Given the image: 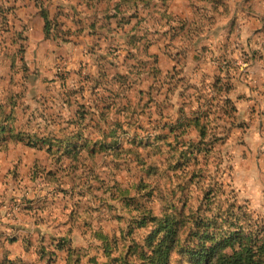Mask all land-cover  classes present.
Returning a JSON list of instances; mask_svg holds the SVG:
<instances>
[{"label":"rangeland","instance_id":"obj_1","mask_svg":"<svg viewBox=\"0 0 264 264\" xmlns=\"http://www.w3.org/2000/svg\"><path fill=\"white\" fill-rule=\"evenodd\" d=\"M7 1L14 13L8 28L0 25V102L17 101L13 127L20 124L27 139L0 144L3 257L22 254L20 243L9 246L5 237L18 234L27 254L20 259L27 264H117L130 244L156 228L163 204L184 201L189 209L202 201L209 214L227 216L223 227L234 217L246 226L264 223V68L252 73V37L239 36L229 4L226 11L212 0H194L191 9L185 7L189 0H151L150 8L145 0H45L54 19L53 36L46 37L45 22L35 23L32 7L31 16L23 17L29 8ZM164 2L182 18L204 24L202 33L173 43L164 34L167 25L160 28ZM259 7L264 9V0ZM132 35L143 51L128 49L125 40ZM16 46L25 48L18 65L12 64ZM185 49L186 70L171 55ZM130 53L137 57L127 58ZM219 67L230 72L228 92L212 87L223 77ZM97 68H106L108 77ZM118 73L129 83L124 76L114 79ZM188 82L197 89L187 88ZM76 90L80 95L71 98ZM212 95L221 112L206 108ZM199 107L205 108L200 124H188ZM76 108L87 116L82 122H90L80 125L87 141L71 135ZM180 123L175 133L166 127ZM36 134L47 139L45 145H29ZM140 220L143 226L135 227ZM53 237L70 241L75 252L71 256L66 247L57 262L43 263L30 245L53 249ZM191 261L176 252L170 264ZM139 262L134 253L125 264Z\"/></svg>","mask_w":264,"mask_h":264},{"label":"trees","instance_id":"obj_2","mask_svg":"<svg viewBox=\"0 0 264 264\" xmlns=\"http://www.w3.org/2000/svg\"><path fill=\"white\" fill-rule=\"evenodd\" d=\"M35 1L39 8V13L43 16L45 22V35L46 37H52L53 34L51 25L54 19L52 18L47 6H45L41 0ZM133 1H139L140 3L143 2V0H121L123 4L128 5ZM145 1L147 3L146 7L150 8L152 6L151 0ZM212 1L216 5L217 10L219 5H222L226 11H228L229 7L225 0ZM116 7L119 9L120 4L118 3ZM12 9L13 7L11 5H6L4 1L2 2V0H0V25L2 24V26L8 28L10 15L13 14ZM158 11L161 18L166 20V23L161 24L160 28H164L167 25L166 30H164V34L170 36L173 43L175 41L185 39L184 37H191L193 36L192 34L196 33L200 35L202 33L201 28L204 24L191 22L188 19L182 18L179 12L171 9L170 4L164 2L161 10ZM198 14L202 15L201 13ZM134 15L136 16L138 13H134ZM203 21H205V19ZM137 25L133 27L135 32L136 29L139 28ZM7 28L5 29L9 31ZM125 43L128 46V49L137 48L138 52L143 51V42L137 43L135 35L130 36L128 40H125ZM184 43H187V40L184 41ZM16 48L18 53L13 56L12 64L18 65V54L23 53L25 48H21L19 46H16ZM171 55L175 62L180 60L182 64L181 67L186 70L189 63V50L185 49V51L171 53ZM135 57H137L136 54L130 53L127 58ZM155 57L158 62V56L155 55ZM22 59L24 60V57H22ZM21 67L25 72H30L26 62ZM141 68L143 69V60H141ZM218 69L220 70L219 74L223 77H218L216 81L212 82V87L215 91H217V93H221L223 90L228 92L229 84L227 83V77H230V72L229 70H225L221 67ZM98 70L100 74L102 72H106L105 77H108L106 68L101 70L97 68L94 72ZM155 70H159L160 72L161 68L158 66ZM174 70H178V65H175ZM223 73H225V75H223ZM119 76H124L125 82L129 83L126 81V76L120 73L114 75L113 78L115 79ZM92 79L94 81H98V78L96 77H93ZM114 85L115 84L109 88L108 93ZM186 87L197 89L196 85L191 84L190 82L186 84ZM98 88H100V86ZM79 95L80 91L76 90L71 93L70 97L77 98ZM217 95L211 96V104L206 107L211 110L210 114L212 111H222L223 106L216 101ZM77 104H79V101ZM69 105H71V100H69ZM16 106L17 101L11 100V103L0 102V144L5 141L11 143L10 140H17L18 138L21 142H26L27 137L22 126L17 124V128L13 127L14 123H18V120L14 119L15 113H17ZM203 109L205 108L199 107L198 111H195L198 112V115L192 119H188L187 123L189 124L190 122L195 121L199 125L200 119H203V115L199 112ZM74 111L75 117L72 118L73 120L70 122L76 124L77 128L72 130L71 135L72 137L83 138L87 141V139L84 138L83 133L80 131V125L82 128L88 127L90 122H86L85 124L82 122V120L87 119L85 112L78 110V108ZM203 114L206 115L208 112ZM182 125L184 124H167L166 127L171 131V133H175ZM188 130L189 126H186L180 131V134H185ZM46 140V138L36 134L33 135V138H30L29 145L38 146L39 143H43V145H45ZM82 141V144L86 146L87 144H84V140ZM47 147L48 149H51L52 145L49 144ZM63 150L66 152V149ZM92 154L94 153L92 152ZM162 208L164 210V214L159 218L156 228L144 239V241H134L133 244H130L128 247L127 254L131 255L137 253V256L140 259L139 264H170L172 256L176 252L189 255L192 259L191 264H264V223L256 222L253 225L246 226L243 222H238L239 217H234V219L230 221L229 225L223 227L222 220H229V218H227V216H223V214H209L204 202L202 201L196 209H189L187 201H184L182 204H163ZM222 216L224 217L223 219H221ZM139 226H143V220L136 221L135 227ZM0 234H2V232H0ZM5 237L7 242L14 243L20 236L18 234H5ZM101 238L105 242V252H107L108 255H112L113 248L109 243H106L107 236H101ZM51 241L55 246L53 249L48 248V250L43 249V246L46 245V243L41 246L33 243L30 245V247L35 246L38 248V259L43 261V263L46 259L48 261L57 262L59 259V251H62L66 247H68L67 249L71 256L74 254L75 251L73 246H71L70 241L61 242V240L56 237L51 238ZM127 257L124 255L122 261L117 262V264H125L127 262ZM20 258L21 257L12 259L9 257L8 253H6L0 261V264H27L26 261ZM115 259L118 261V258Z\"/></svg>","mask_w":264,"mask_h":264},{"label":"crops","instance_id":"obj_3","mask_svg":"<svg viewBox=\"0 0 264 264\" xmlns=\"http://www.w3.org/2000/svg\"><path fill=\"white\" fill-rule=\"evenodd\" d=\"M3 1L6 3V5H9L7 0H3ZM11 1L13 3H16L18 8L32 7L33 11H36L35 23L36 21L38 23H41V21L42 23H44L43 16L40 13L38 15L39 8L35 0H11ZM193 1L194 0H189V2L187 3V5H185V7L187 9H191L193 5ZM204 1H205V4L208 2V0H204ZM41 2L45 3V0H41ZM225 2L230 5L232 15L235 16V18L237 19L238 26H239V31H238L239 36L242 38H244L245 35L247 38L252 37V40L250 41V44H249L252 50V54H251L249 62L251 63L250 69L252 73H254L255 72L254 69L256 68H259V67L264 68V9H261L259 7L260 0H248V1L247 0L245 1L244 0H225ZM256 3H257V6H256ZM31 4L33 6H30ZM19 6H22V7H19ZM221 7L223 6L219 5L218 10ZM233 8L235 10L239 9V13L236 14ZM174 9L175 8H173L172 10ZM23 10L25 11L24 13L21 14L23 17L31 16V11H28V10H31L30 8L29 9L23 8ZM10 22H11V18H10ZM248 30H250V32H247ZM17 243H20V246L22 249V254L20 255V257L27 256V254L24 252L23 247H22V243H23L22 240H17L14 243H10L9 246L17 244ZM1 249L2 247H0V261L2 260L3 255H4V254H1ZM8 249L10 250V248Z\"/></svg>","mask_w":264,"mask_h":264},{"label":"built area","instance_id":"obj_4","mask_svg":"<svg viewBox=\"0 0 264 264\" xmlns=\"http://www.w3.org/2000/svg\"><path fill=\"white\" fill-rule=\"evenodd\" d=\"M236 48H237V50L239 52L238 55L242 56L243 46L240 44L239 41L236 42Z\"/></svg>","mask_w":264,"mask_h":264}]
</instances>
